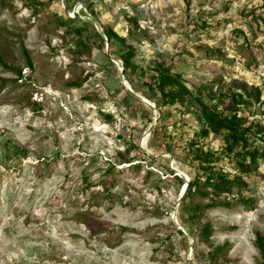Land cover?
<instances>
[{
	"label": "rangeland",
	"instance_id": "1",
	"mask_svg": "<svg viewBox=\"0 0 264 264\" xmlns=\"http://www.w3.org/2000/svg\"><path fill=\"white\" fill-rule=\"evenodd\" d=\"M159 64L188 90L161 112ZM204 109L241 117L264 152V0H0V264H262L261 160L227 207L173 178L224 147Z\"/></svg>",
	"mask_w": 264,
	"mask_h": 264
},
{
	"label": "trees",
	"instance_id": "2",
	"mask_svg": "<svg viewBox=\"0 0 264 264\" xmlns=\"http://www.w3.org/2000/svg\"><path fill=\"white\" fill-rule=\"evenodd\" d=\"M67 20L72 21L73 19L69 18ZM86 24L92 25L88 21ZM103 34L108 43H111L112 39L115 38L122 45L123 51L119 55L114 56L122 62L123 72L127 74V72L130 71L135 74L137 66L132 62L135 57L133 47L127 45L125 38L115 37L116 35L110 30H103ZM100 40L103 44V39L101 38ZM146 84L148 88L158 96L159 103H157V106L160 112L162 107L174 105L177 101L183 100L188 95V90L183 85L180 75L172 71L170 65H157L153 81ZM127 95L135 99L129 93H127ZM158 119H161V116H159ZM202 123L203 127L201 131L206 134L212 132L215 135H220L224 147L218 153H204L201 150H196L190 155L189 158L193 163L197 162V165L194 168L195 172L188 171L190 180L187 183L183 196L189 197L199 192L201 195H205L206 193L204 194V191L201 189L209 188L211 196H224V199L222 201L211 200L208 206L210 208L220 206L227 207L230 206V203L226 198H240L243 193L248 190L249 186L245 176L248 172L258 168L260 160L264 164V152L260 153L256 149L250 150L248 148L251 127L249 125L245 127L243 125V119L235 114L224 115L217 111L204 109L202 112ZM157 126L158 124L156 123L151 135L156 132ZM225 156H227L234 166L235 172L233 174H227L221 170H213L212 164L220 161ZM155 161L158 160L155 159ZM136 165H138V163L134 164V166ZM114 166L115 163L112 164V168H114ZM165 166V168L168 169L167 164H165ZM170 172L173 174L172 171ZM173 178H175L180 185H185L183 179L178 175H174ZM179 222L182 225L184 224V221L181 219H179ZM212 232L210 224L206 222L202 225L198 237L201 242L209 245V238ZM190 234L193 237L196 235L195 232H190ZM183 239L186 240V237H183ZM255 243L260 250L263 258L262 264H264V236L257 233ZM215 255L216 252L209 255V264H213L212 261Z\"/></svg>",
	"mask_w": 264,
	"mask_h": 264
},
{
	"label": "water",
	"instance_id": "3",
	"mask_svg": "<svg viewBox=\"0 0 264 264\" xmlns=\"http://www.w3.org/2000/svg\"><path fill=\"white\" fill-rule=\"evenodd\" d=\"M130 92L132 93L133 96L138 97V96H136L132 91H130ZM187 183H188V182H186V184L184 185L183 192L185 191V189H186V187H187Z\"/></svg>",
	"mask_w": 264,
	"mask_h": 264
}]
</instances>
